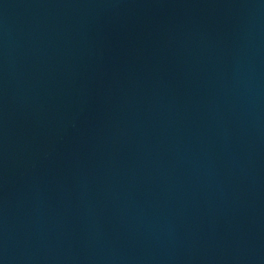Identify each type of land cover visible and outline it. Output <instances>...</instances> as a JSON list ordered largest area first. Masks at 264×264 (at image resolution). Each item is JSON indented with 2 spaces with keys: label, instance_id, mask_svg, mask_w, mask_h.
I'll use <instances>...</instances> for the list:
<instances>
[{
  "label": "water",
  "instance_id": "obj_1",
  "mask_svg": "<svg viewBox=\"0 0 264 264\" xmlns=\"http://www.w3.org/2000/svg\"><path fill=\"white\" fill-rule=\"evenodd\" d=\"M0 264H264V0H0Z\"/></svg>",
  "mask_w": 264,
  "mask_h": 264
}]
</instances>
